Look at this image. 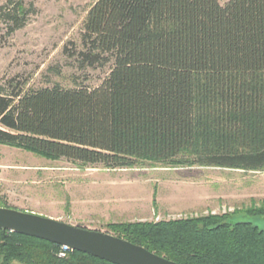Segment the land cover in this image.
Returning <instances> with one entry per match:
<instances>
[{
	"label": "trees",
	"instance_id": "trees-1",
	"mask_svg": "<svg viewBox=\"0 0 264 264\" xmlns=\"http://www.w3.org/2000/svg\"><path fill=\"white\" fill-rule=\"evenodd\" d=\"M1 14L24 25L18 3ZM81 42L80 68L110 66L101 85L0 87V143L112 169H264V0H96ZM109 227L182 264H264V228L229 214ZM60 249L0 229V264H116Z\"/></svg>",
	"mask_w": 264,
	"mask_h": 264
},
{
	"label": "rangeland",
	"instance_id": "rangeland-1",
	"mask_svg": "<svg viewBox=\"0 0 264 264\" xmlns=\"http://www.w3.org/2000/svg\"><path fill=\"white\" fill-rule=\"evenodd\" d=\"M96 0H0V87H97L110 66L80 68L75 52ZM221 4L229 0H219ZM20 4L24 25L10 32L1 12ZM264 169L143 161L107 168L48 158L0 143V207L113 234L111 224L229 214L264 228Z\"/></svg>",
	"mask_w": 264,
	"mask_h": 264
},
{
	"label": "water",
	"instance_id": "water-1",
	"mask_svg": "<svg viewBox=\"0 0 264 264\" xmlns=\"http://www.w3.org/2000/svg\"><path fill=\"white\" fill-rule=\"evenodd\" d=\"M0 229L69 245L116 264H128L112 256L126 252L145 264H182L114 234L53 220L42 215L0 207Z\"/></svg>",
	"mask_w": 264,
	"mask_h": 264
},
{
	"label": "bare ground",
	"instance_id": "bare-ground-1",
	"mask_svg": "<svg viewBox=\"0 0 264 264\" xmlns=\"http://www.w3.org/2000/svg\"><path fill=\"white\" fill-rule=\"evenodd\" d=\"M112 256L120 261L126 262L128 264H145L138 258L134 257L131 254H128L126 252H116L113 253Z\"/></svg>",
	"mask_w": 264,
	"mask_h": 264
},
{
	"label": "built area",
	"instance_id": "built-area-1",
	"mask_svg": "<svg viewBox=\"0 0 264 264\" xmlns=\"http://www.w3.org/2000/svg\"><path fill=\"white\" fill-rule=\"evenodd\" d=\"M69 250H72V248L69 245H61V249L58 252V255L61 257L66 256Z\"/></svg>",
	"mask_w": 264,
	"mask_h": 264
}]
</instances>
